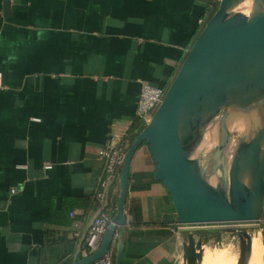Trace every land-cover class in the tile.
Returning a JSON list of instances; mask_svg holds the SVG:
<instances>
[{
    "label": "crops",
    "instance_id": "1",
    "mask_svg": "<svg viewBox=\"0 0 264 264\" xmlns=\"http://www.w3.org/2000/svg\"><path fill=\"white\" fill-rule=\"evenodd\" d=\"M214 5L0 0V264L72 261L104 204L82 206L101 192L99 150L114 134L130 133L143 83L165 88L172 81ZM154 166L144 144L130 167L122 264H182L185 237ZM117 196L114 187L110 206ZM136 206L141 223L132 227ZM259 248L264 264L262 236ZM212 255L223 259V252Z\"/></svg>",
    "mask_w": 264,
    "mask_h": 264
},
{
    "label": "water",
    "instance_id": "2",
    "mask_svg": "<svg viewBox=\"0 0 264 264\" xmlns=\"http://www.w3.org/2000/svg\"><path fill=\"white\" fill-rule=\"evenodd\" d=\"M164 89L125 153L115 214L99 248L79 257L89 228L111 205L110 189L68 264H94L111 250L122 264L130 167L144 144L185 236L182 264H201L203 235L219 232L233 234L236 264H244L264 215V0H220ZM222 246L218 240L214 248Z\"/></svg>",
    "mask_w": 264,
    "mask_h": 264
},
{
    "label": "built area",
    "instance_id": "3",
    "mask_svg": "<svg viewBox=\"0 0 264 264\" xmlns=\"http://www.w3.org/2000/svg\"><path fill=\"white\" fill-rule=\"evenodd\" d=\"M219 1L220 0H214L215 4ZM164 94V88L154 86L149 83L142 84L137 103V116L143 127L151 120L154 112L162 102ZM133 140L134 139L130 133L125 135L114 134L99 150V157L104 161L102 189L97 196L101 203H104L106 192L110 189L112 183H116V187L118 188L117 181L121 173L123 158ZM109 222L110 220L105 213L101 214L93 222L85 238V246L82 249L83 257L91 255L99 248ZM257 232H259L264 239V215L260 219L259 229ZM113 254L112 250L109 251L102 259L98 260L94 264H113Z\"/></svg>",
    "mask_w": 264,
    "mask_h": 264
},
{
    "label": "trees",
    "instance_id": "4",
    "mask_svg": "<svg viewBox=\"0 0 264 264\" xmlns=\"http://www.w3.org/2000/svg\"><path fill=\"white\" fill-rule=\"evenodd\" d=\"M216 5H217V3L214 5V7H213V9H212V13L214 12V10L216 9ZM143 129V125L139 122V120L137 119L136 121H135V123H134V125H133V127H132V129H131V131H130V134H131V136H132V138L133 139H135L136 137H137V135L139 134V132L141 131ZM117 186V184L116 183H112V185H111V187H110V191H112V189L114 188V187H116ZM147 185H144V186H142V185H135V186H132V188H144V187H146ZM102 189V188H101ZM96 199L98 200V197H96V198H94V199H92L91 197L90 198H86V199H84L83 201H82V206H83V208H84V210H85V212H87V211H89L90 209H91V207H92V205H93V202L94 201H96ZM116 199L117 198H115L114 199V204L112 205V206H109V207H111L110 208V210L108 211V209H109V207L105 210V214H106V216H108V218H109V220L111 221L112 220V218H113V216H114V214H115V202H116ZM60 214H55L54 215V219L56 218V219H58V218H61L62 220L64 219V217L62 216V215H60ZM133 216H134V218H133V222L131 223V225H132V227H136V226H138L140 223H141V211H140V208L139 207H134L133 208ZM131 233L132 234H137L136 232H134L133 230L131 231ZM139 233V232H138ZM209 236V235H208ZM68 247V250H69V253H72V251L74 250V248H75V245L74 244H70V246H67ZM113 258H114V262H113V264H115V254H113ZM63 259H68V258H63ZM70 260V259H69ZM69 260L67 261V262H69ZM66 262V263H67Z\"/></svg>",
    "mask_w": 264,
    "mask_h": 264
},
{
    "label": "rangeland",
    "instance_id": "5",
    "mask_svg": "<svg viewBox=\"0 0 264 264\" xmlns=\"http://www.w3.org/2000/svg\"><path fill=\"white\" fill-rule=\"evenodd\" d=\"M198 236L199 235H197V237ZM199 237H202V236H199ZM203 237L205 239H207V241H208L207 250H208L209 254L207 257H209V258H208V260H206V263L208 262V264H222L223 259H221L220 257L219 258L215 257V256L213 258H211L210 256H213L212 254L215 255L217 253L224 252L227 249L232 251V253H234L235 256L237 254L236 259L238 258V251H239L238 243H236V241L235 242L233 241V239H232L233 234L232 233H223V232L221 233V232H219L215 236L203 235ZM222 237L224 238V240H223V246L220 247L221 248L220 249L221 251H220V250H217L219 248H214V246H215L216 242L219 239H221ZM213 249H216L217 251L211 252V250H213Z\"/></svg>",
    "mask_w": 264,
    "mask_h": 264
},
{
    "label": "bare ground",
    "instance_id": "6",
    "mask_svg": "<svg viewBox=\"0 0 264 264\" xmlns=\"http://www.w3.org/2000/svg\"><path fill=\"white\" fill-rule=\"evenodd\" d=\"M259 238H261L259 232H254L251 235L250 247L248 251V255L244 264H261L263 261V255L259 248ZM205 253V252H204ZM204 259V254L202 255V262ZM236 256L232 251L225 250L223 252V263L222 264H236ZM202 264V263H201Z\"/></svg>",
    "mask_w": 264,
    "mask_h": 264
}]
</instances>
